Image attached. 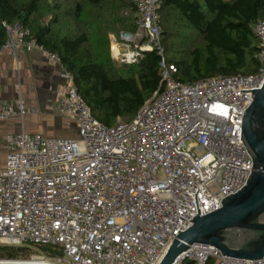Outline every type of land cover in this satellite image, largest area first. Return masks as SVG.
Listing matches in <instances>:
<instances>
[{
  "label": "built area",
  "instance_id": "obj_1",
  "mask_svg": "<svg viewBox=\"0 0 264 264\" xmlns=\"http://www.w3.org/2000/svg\"><path fill=\"white\" fill-rule=\"evenodd\" d=\"M166 0H133L136 31L111 37L113 60L134 66L144 52L161 58L163 89L130 122L96 121L71 86L46 109L76 127L75 137L22 130L4 137L0 167V247L24 248L46 264H160L196 216L219 210L242 190L253 161L242 121L264 83V21L253 27L260 67L253 75L216 76L185 84L165 58L159 10ZM0 50L38 47L8 28ZM19 36L17 44L12 36ZM59 65L57 56L48 54ZM63 68V67H62ZM1 72V63H0ZM36 108L0 99V124L23 123ZM175 264H264L193 245Z\"/></svg>",
  "mask_w": 264,
  "mask_h": 264
},
{
  "label": "trees",
  "instance_id": "obj_2",
  "mask_svg": "<svg viewBox=\"0 0 264 264\" xmlns=\"http://www.w3.org/2000/svg\"><path fill=\"white\" fill-rule=\"evenodd\" d=\"M82 1L0 0V50L9 41L8 28L28 31L27 41L58 57L94 119L112 128L119 121H132L163 89L161 58L148 51L136 65L123 66L111 57L109 35L136 31L133 0ZM159 15L165 58L177 69L176 81L191 84L258 71L260 48L253 27L264 21V0H166ZM46 16L50 20L44 24ZM175 28L199 35L206 45L205 56L195 49L191 62L169 58L168 34ZM31 253L0 247V261L29 260Z\"/></svg>",
  "mask_w": 264,
  "mask_h": 264
},
{
  "label": "water",
  "instance_id": "obj_3",
  "mask_svg": "<svg viewBox=\"0 0 264 264\" xmlns=\"http://www.w3.org/2000/svg\"><path fill=\"white\" fill-rule=\"evenodd\" d=\"M242 140L253 161L246 186L225 198L219 210L196 216L173 241L160 264H175L193 245L212 246L222 256L236 260L264 259V83L253 92V102L244 114Z\"/></svg>",
  "mask_w": 264,
  "mask_h": 264
},
{
  "label": "crops",
  "instance_id": "obj_4",
  "mask_svg": "<svg viewBox=\"0 0 264 264\" xmlns=\"http://www.w3.org/2000/svg\"><path fill=\"white\" fill-rule=\"evenodd\" d=\"M110 36L111 46L113 35ZM13 53L5 50L0 56V99L14 102L21 97L26 107L36 108L37 113L26 116L23 123L12 120L0 124V163L5 158L2 146L7 134L24 130L48 137L70 138L77 133L74 124L68 127L65 119L48 113L46 109L48 100L57 102L59 91L71 86L62 77V66L52 62L49 53L39 47L22 45Z\"/></svg>",
  "mask_w": 264,
  "mask_h": 264
},
{
  "label": "rangeland",
  "instance_id": "obj_5",
  "mask_svg": "<svg viewBox=\"0 0 264 264\" xmlns=\"http://www.w3.org/2000/svg\"><path fill=\"white\" fill-rule=\"evenodd\" d=\"M82 1V0H81ZM83 3V1H82ZM64 5V4H63ZM65 6V5H64ZM71 4L70 2L63 8V11H66L67 7H70ZM85 7V10L87 9H90L88 7V5H83ZM90 10H88V13H89ZM47 11H45L46 13ZM44 13V16L46 15ZM50 20V17L49 16H46L44 18L43 23H47L48 21ZM28 31L26 30H22L20 29V33L19 35H25L27 36L28 35ZM112 37H117L118 34H110ZM109 35V36H110ZM110 36V37H111ZM169 36V40H168V56L169 58H172L173 59H178V60H185L187 62H191L192 59H193V56H192V52L197 49L199 51V53H201L202 56H205V48H206V45L203 41V39L195 34L194 32L192 31H186L185 32V29H179V28H175L173 29L172 32H170L168 34ZM19 39V36L17 37L16 35L13 34L12 36V41L14 42V44H17V40ZM6 50H9L11 55H14V48H8ZM52 119V118H51ZM3 165V162L0 163V167ZM34 256V253L32 252L31 254H29L28 256V259H32V257ZM2 261H7V260H2ZM16 261H27V260H16Z\"/></svg>",
  "mask_w": 264,
  "mask_h": 264
},
{
  "label": "bare ground",
  "instance_id": "obj_6",
  "mask_svg": "<svg viewBox=\"0 0 264 264\" xmlns=\"http://www.w3.org/2000/svg\"><path fill=\"white\" fill-rule=\"evenodd\" d=\"M24 262H28L31 264H46L47 263L46 261H43L42 259H39V258H36L34 260H31V261H24Z\"/></svg>",
  "mask_w": 264,
  "mask_h": 264
}]
</instances>
